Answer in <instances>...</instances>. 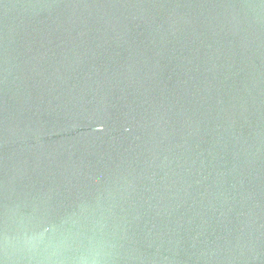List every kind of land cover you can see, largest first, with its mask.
<instances>
[{
    "label": "water",
    "instance_id": "95a60500",
    "mask_svg": "<svg viewBox=\"0 0 264 264\" xmlns=\"http://www.w3.org/2000/svg\"><path fill=\"white\" fill-rule=\"evenodd\" d=\"M0 264H264V0H0Z\"/></svg>",
    "mask_w": 264,
    "mask_h": 264
}]
</instances>
